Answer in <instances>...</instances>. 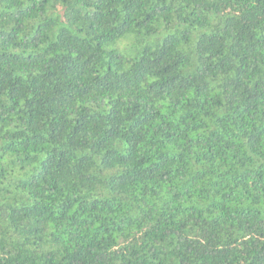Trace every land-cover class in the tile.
I'll return each mask as SVG.
<instances>
[{"label": "trees", "instance_id": "trees-1", "mask_svg": "<svg viewBox=\"0 0 264 264\" xmlns=\"http://www.w3.org/2000/svg\"><path fill=\"white\" fill-rule=\"evenodd\" d=\"M0 264H264V0H0Z\"/></svg>", "mask_w": 264, "mask_h": 264}]
</instances>
